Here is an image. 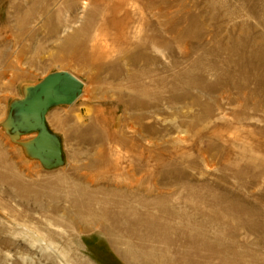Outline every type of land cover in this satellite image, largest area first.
I'll return each mask as SVG.
<instances>
[{"label": "rangeland", "instance_id": "1", "mask_svg": "<svg viewBox=\"0 0 264 264\" xmlns=\"http://www.w3.org/2000/svg\"><path fill=\"white\" fill-rule=\"evenodd\" d=\"M59 71L49 168L6 119ZM60 263L264 264V0H0V264Z\"/></svg>", "mask_w": 264, "mask_h": 264}, {"label": "water", "instance_id": "2", "mask_svg": "<svg viewBox=\"0 0 264 264\" xmlns=\"http://www.w3.org/2000/svg\"><path fill=\"white\" fill-rule=\"evenodd\" d=\"M82 82L67 71L54 72L41 83L28 88L25 96L14 102L8 111L6 125L15 136L34 133L28 147L46 167L62 162L59 139L46 125L47 110L59 104L73 103L81 94Z\"/></svg>", "mask_w": 264, "mask_h": 264}, {"label": "bare ground", "instance_id": "3", "mask_svg": "<svg viewBox=\"0 0 264 264\" xmlns=\"http://www.w3.org/2000/svg\"><path fill=\"white\" fill-rule=\"evenodd\" d=\"M101 1V0H100ZM116 4V3H115ZM125 11V10H124ZM123 15V14H122ZM121 15V16H122ZM123 20V19H122ZM129 23H130V21L128 20V19H126V21L124 22V24H125V29L128 27V25H129ZM106 25H107V21L105 20V19H103L102 20V23H100V24H98L97 25V27H96V30H100V29H103L104 27H106ZM115 25V24H114ZM120 28V27H119ZM119 30V29H118ZM77 36H79L80 35V30L79 31H77L76 33H75ZM155 34H153V35H151V36H149V40H148V42L145 44V47H153V46H155ZM37 240V239H36ZM40 240H42V239H40ZM44 240V239H43ZM47 248V247H46ZM48 248H50V247H48ZM60 257H62V255H60ZM124 259V258H123ZM60 264H62V263H60Z\"/></svg>", "mask_w": 264, "mask_h": 264}]
</instances>
